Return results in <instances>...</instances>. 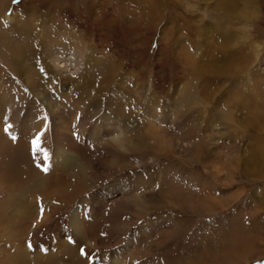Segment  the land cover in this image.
<instances>
[{
	"label": "rangeland",
	"instance_id": "1",
	"mask_svg": "<svg viewBox=\"0 0 264 264\" xmlns=\"http://www.w3.org/2000/svg\"><path fill=\"white\" fill-rule=\"evenodd\" d=\"M1 93V264H264V0H0Z\"/></svg>",
	"mask_w": 264,
	"mask_h": 264
},
{
	"label": "bare ground",
	"instance_id": "2",
	"mask_svg": "<svg viewBox=\"0 0 264 264\" xmlns=\"http://www.w3.org/2000/svg\"><path fill=\"white\" fill-rule=\"evenodd\" d=\"M22 54V53H21ZM13 64V63H12ZM12 66V65H11ZM33 76V75H32ZM115 76V75H114ZM31 77V75H30ZM112 78V77H111ZM35 79V78H34ZM108 79V77H107ZM110 79V77H109ZM39 81V80H38ZM37 81V82H38ZM34 82V81H33ZM38 86V84L36 85V87ZM40 87V86H39ZM99 91V90H98ZM33 93V92H32ZM98 93V92H97ZM9 104V102L6 100V97H5V94L4 93H1L0 95V150H11L12 149V146H11V142L6 139V131L2 129V115L5 114L6 112V109H7V105ZM13 105V104H12ZM10 107V106H9ZM13 107V106H12ZM55 107V106H54ZM15 111V112H14ZM17 110H13V113H12V116L11 117H18L20 118L21 116L19 115L20 112H16ZM7 114L9 112H6ZM24 116L19 119V125L17 127V129L19 130V132L21 134H27V135H32L34 138H43L46 136V134L48 133V128H47V125H46V121L44 119V117H40V118H37V121H35L33 123V125L30 126L29 124V120H30V117L31 115H29L28 113H25L23 114ZM59 116V118H56L55 120H60L61 118V115H57V117ZM34 118V117H32ZM127 119H129V124L132 123L133 119L131 117H126ZM36 119V118H34ZM22 120V121H21ZM24 120V122H23ZM18 122V120H17ZM58 122V121H57ZM154 122V121H153ZM23 123H25V125H22ZM20 124L22 126H20ZM64 124V123H63ZM133 124V123H132ZM54 125V124H53ZM65 126V125H64ZM54 128H58V130H56L54 132V137L53 138V142L55 143V145H58L59 143H61L62 141L63 142H69L70 144H72V146H74L75 148V145L76 146H79L80 143H84L87 147L88 144H91L92 146H98V145H103L102 149L103 150H113L115 148V146H120L121 148H123L124 150L126 151H129L132 149H136L138 152H141L143 150L146 149L145 147V141H141L140 140V145L136 146V145H132L131 147H126L124 144V142H122V134H123V127H114L113 125H110L108 128H106L105 130H100V129H94V130H91V131H86V130H80L76 135L74 136H71L70 133V129L68 127H61L59 128L57 124H55ZM52 129V128H51ZM53 131V130H52ZM154 133V132H153ZM30 135V136H31ZM76 137V138H75ZM105 139V140H104ZM75 140H78V142L76 143ZM104 142L106 144H104ZM18 146H19V143H17ZM69 144V145H70ZM19 150L22 149V146H19L18 147ZM60 148V149H59ZM69 149L71 148L68 147ZM83 148V147H82ZM96 148V147H95ZM130 148V149H128ZM59 149V152H60V155L57 153L55 156L57 159H59L55 165H54V168L55 169H61V170H68V168L72 167V163H74L73 161V157L72 156V153L70 151V153L68 154L67 151H65V149H61V146L59 145V147L57 148ZM71 150V149H70ZM75 150V149H74ZM115 150V149H114ZM69 152V151H68ZM134 152V151H133ZM132 152V153H133ZM76 159V158H75ZM73 168V167H72ZM71 170V169H70ZM2 173V172H0ZM2 177V176H1ZM0 177V178H1ZM44 177V175L42 176ZM41 177V178H42ZM3 178V177H2ZM45 179V178H44ZM38 181V180H37ZM42 180L36 182V184H33L30 189L31 190H34L35 188H39L41 189V186H42ZM46 183V182H45ZM45 187V185H44ZM82 187V186H81ZM44 189V188H43ZM46 189V188H45ZM118 189V186L115 184V183H110L108 184L107 186H105L103 189L99 190V191H96L91 198V200L89 202H91V206H95L96 204H98V201L100 202V199H102L103 197H106L105 194L107 195H110L112 192L116 191ZM4 190V189H3ZM89 190V189H88ZM87 190V191H88ZM6 191V190H5ZM94 191V190H93ZM7 192V191H6ZM40 192V191H39ZM25 193V192H24ZM44 193V192H43ZM92 193V192H91ZM90 193V194H91ZM23 194V193H22ZM24 196V195H23ZM22 196V197H23ZM28 196V195H27ZM21 203V201H19V204ZM33 209V208H32ZM19 213H16V214H19L18 215V219L19 220H23V218L27 217L28 215H26L23 211L21 210H18ZM17 211V212H18ZM77 211V209L75 210V212ZM16 218V217H15ZM13 218V219H15ZM83 219V217H82ZM16 220V219H15ZM32 221V220H31ZM13 222V221H12ZM28 224V223H27ZM17 226V225H16ZM20 226V225H19ZM16 227L14 228L13 230L15 231L14 233L12 234H22L23 236V232L24 230H21L20 228ZM22 228V227H21ZM79 231H82V230H79ZM81 233V232H80ZM24 235H25V232H24ZM82 235V233H81ZM80 236V235H79ZM10 237V236H9ZM13 240V239H12ZM23 243V242H22ZM132 241H129L128 244L124 247L123 249V252L124 250L127 251L129 250L130 248H132L133 244ZM22 246V244H20ZM16 253V252H15ZM26 253V252H24ZM23 254H17L16 256V259L20 258V257H23V258H26L28 257L26 254L24 255ZM122 253V252H117L115 253L114 255V258H117L119 256V254ZM10 255V254H8ZM11 256V255H10ZM13 258V256H12ZM15 259V258H14ZM11 260V259H10ZM9 260V262H11ZM14 261V260H12ZM1 262V261H0ZM5 262V261H4ZM7 262V263H9ZM22 262V260H21ZM12 263V262H11ZM17 263V262H16ZM1 264V263H0Z\"/></svg>",
	"mask_w": 264,
	"mask_h": 264
},
{
	"label": "snow or ice",
	"instance_id": "3",
	"mask_svg": "<svg viewBox=\"0 0 264 264\" xmlns=\"http://www.w3.org/2000/svg\"><path fill=\"white\" fill-rule=\"evenodd\" d=\"M5 131H7V129H5ZM82 254H83V250H81Z\"/></svg>",
	"mask_w": 264,
	"mask_h": 264
}]
</instances>
